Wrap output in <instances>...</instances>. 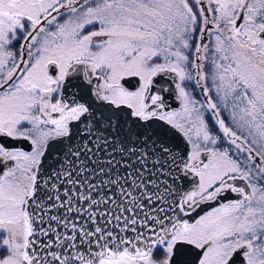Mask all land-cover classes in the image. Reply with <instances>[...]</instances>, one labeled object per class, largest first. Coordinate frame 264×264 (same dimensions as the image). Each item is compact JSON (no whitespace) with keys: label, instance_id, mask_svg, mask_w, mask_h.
I'll return each instance as SVG.
<instances>
[{"label":"snow or ice","instance_id":"6c2138e0","mask_svg":"<svg viewBox=\"0 0 264 264\" xmlns=\"http://www.w3.org/2000/svg\"><path fill=\"white\" fill-rule=\"evenodd\" d=\"M0 264H264V0H0Z\"/></svg>","mask_w":264,"mask_h":264}]
</instances>
